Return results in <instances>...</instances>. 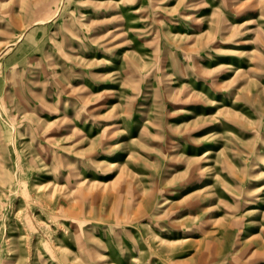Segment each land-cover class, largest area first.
Segmentation results:
<instances>
[{"label":"rangeland","instance_id":"obj_1","mask_svg":"<svg viewBox=\"0 0 264 264\" xmlns=\"http://www.w3.org/2000/svg\"><path fill=\"white\" fill-rule=\"evenodd\" d=\"M0 264H264V0H0Z\"/></svg>","mask_w":264,"mask_h":264}]
</instances>
